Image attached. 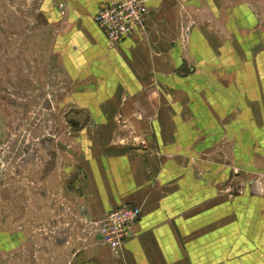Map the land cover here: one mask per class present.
<instances>
[{
	"label": "crops",
	"instance_id": "crops-1",
	"mask_svg": "<svg viewBox=\"0 0 264 264\" xmlns=\"http://www.w3.org/2000/svg\"><path fill=\"white\" fill-rule=\"evenodd\" d=\"M109 1L48 17L73 108L64 196L88 220L141 208L98 264H264V0H146L117 43L93 20Z\"/></svg>",
	"mask_w": 264,
	"mask_h": 264
},
{
	"label": "rangeland",
	"instance_id": "rangeland-1",
	"mask_svg": "<svg viewBox=\"0 0 264 264\" xmlns=\"http://www.w3.org/2000/svg\"><path fill=\"white\" fill-rule=\"evenodd\" d=\"M65 3L0 0V264H98L103 244L96 218H83L64 196L58 153L70 143L73 108L48 17Z\"/></svg>",
	"mask_w": 264,
	"mask_h": 264
},
{
	"label": "built area",
	"instance_id": "built-area-1",
	"mask_svg": "<svg viewBox=\"0 0 264 264\" xmlns=\"http://www.w3.org/2000/svg\"><path fill=\"white\" fill-rule=\"evenodd\" d=\"M60 7V13L63 14V6ZM147 19L146 0H110L105 6L99 7L93 16L96 25L112 43L141 33ZM140 214L139 206L123 204L98 216L92 224L100 241L120 255L125 241L132 235L131 226L138 221Z\"/></svg>",
	"mask_w": 264,
	"mask_h": 264
},
{
	"label": "bare ground",
	"instance_id": "bare-ground-1",
	"mask_svg": "<svg viewBox=\"0 0 264 264\" xmlns=\"http://www.w3.org/2000/svg\"><path fill=\"white\" fill-rule=\"evenodd\" d=\"M255 182H256V180H255ZM257 191H259V189H257Z\"/></svg>",
	"mask_w": 264,
	"mask_h": 264
}]
</instances>
